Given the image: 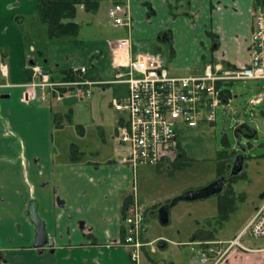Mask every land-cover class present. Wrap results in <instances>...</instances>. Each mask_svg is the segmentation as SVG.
I'll use <instances>...</instances> for the list:
<instances>
[{"label":"crops","instance_id":"0c3cea01","mask_svg":"<svg viewBox=\"0 0 264 264\" xmlns=\"http://www.w3.org/2000/svg\"><path fill=\"white\" fill-rule=\"evenodd\" d=\"M39 1L0 0V61L9 65L8 77L0 73V86L19 85L0 87V264H135L130 249L118 245L124 203L133 194L135 169L121 164V158L93 164L74 161L65 154L59 157L54 127L63 125L57 124L60 114L53 112L55 103L21 101L24 88L20 85L30 80L33 64L57 80L72 65L86 66L89 80L108 82L115 78L108 43H91L89 38H80V34V45L48 41L46 30L36 24L42 23L35 15ZM119 1L128 4L132 14L131 30L116 26L125 33L119 39H129L132 53L136 54L150 52L160 43V35L165 34L168 45L173 43L168 55L171 58L175 53L172 67L163 57L170 74L178 77L181 75L172 72L203 74L209 64L226 69L249 65L252 12L256 4L264 3L102 0L97 12H87L80 6L76 22L79 24L80 13L86 14L87 19L91 16L88 23L94 17L109 15L110 8ZM193 51L199 52L196 61L188 59ZM91 66L97 73L94 76L90 75ZM103 69L111 70L113 78ZM82 101L90 103V99ZM116 150L122 157L123 150L118 146ZM263 196L246 224L261 206ZM32 201L38 203V214L54 241L51 249L35 248L36 227L28 214ZM221 231L222 228L218 232L197 233L211 235L210 248L214 251L202 264H264V239L250 245L243 243L246 248H229V240L221 239ZM189 240L188 246L203 242L198 238ZM165 246L164 243L162 248Z\"/></svg>","mask_w":264,"mask_h":264},{"label":"rangeland","instance_id":"374dc122","mask_svg":"<svg viewBox=\"0 0 264 264\" xmlns=\"http://www.w3.org/2000/svg\"><path fill=\"white\" fill-rule=\"evenodd\" d=\"M104 3L108 6L109 2ZM89 19L86 14L80 13L77 21L81 27L80 38H89L91 43H108L119 40L125 34L111 22L108 14L94 17L90 23ZM36 24L46 30L44 24ZM155 46L149 51L167 58L172 67L175 53L171 54V58L168 55L173 43L170 46L167 41H160ZM198 55L199 52L193 51L188 59L196 61ZM39 61L42 62L41 59ZM110 61L112 63L111 57ZM91 70V76L97 74L94 69ZM103 72L113 78L111 70L109 72L103 69ZM172 74L182 77L200 73L192 71L187 74ZM222 90L230 92L232 102L229 107L219 109L213 127L204 125L180 133L179 141L185 154L182 163H189L187 166L175 168V159L171 163L163 160L159 165H140L135 168L132 188L144 212V227L147 229L142 233L145 246L141 249L139 264H202L198 247L187 245L189 239H193L200 230L213 233L221 228L223 241L235 239L261 202L260 197L264 194V98L256 107L250 105V101L264 93V81L231 82L224 85ZM90 91V103L73 97L53 105V112L60 114L57 118L60 122L57 124L63 125L54 127L56 153L61 158L65 154L70 159L76 158L93 164L119 159L121 153L116 150V128L123 115L112 108L111 102L115 98L125 97L128 85H95L90 87ZM239 123L249 124L257 134L252 140L243 142L247 148L245 174L229 185L236 210L231 213L225 226L221 227L218 222L217 198L191 204H173V201L183 192L202 188L219 176L216 171V153L240 150L234 135V129ZM79 124L84 127H79L82 126ZM179 153L180 151L177 157ZM165 207L170 208L168 224H162L159 219L160 211ZM242 241L245 245H250L255 240L246 236ZM161 243L166 246L160 248Z\"/></svg>","mask_w":264,"mask_h":264},{"label":"built area","instance_id":"2783aa9c","mask_svg":"<svg viewBox=\"0 0 264 264\" xmlns=\"http://www.w3.org/2000/svg\"><path fill=\"white\" fill-rule=\"evenodd\" d=\"M111 22L118 27L132 28V14L128 4L116 3L109 10ZM110 57L115 78L108 82L85 78L86 66L72 65L69 71L75 80H57L39 65L30 67V80L20 85L24 88L23 103L39 101L59 103L66 98L90 99V89L95 85L126 84L125 97L115 98L112 108L123 115L117 126V146L124 150L120 159L123 165L136 168L140 165H159L163 160L173 162L179 151V136L185 130H195L216 123L220 108L229 107L230 92L222 87L237 81H264V3L256 4L252 12L251 61L238 69L220 65H206L203 74L173 76L164 57L159 53H132L129 39L109 41ZM0 73L9 75V65L0 61ZM6 84L0 87H18ZM264 93L250 101L256 107L263 101ZM133 202L123 218L121 240L118 245L130 249L131 260L139 264L144 227V212L135 193ZM264 239V197L261 206L231 241L229 248L243 245L242 239ZM155 249L153 248V251ZM201 262L207 257L201 255Z\"/></svg>","mask_w":264,"mask_h":264},{"label":"trees","instance_id":"16d2710c","mask_svg":"<svg viewBox=\"0 0 264 264\" xmlns=\"http://www.w3.org/2000/svg\"><path fill=\"white\" fill-rule=\"evenodd\" d=\"M101 1L102 0H40L35 15L43 24H45L48 41H70L76 45H80L82 42L78 40V37L81 27L76 22L79 8L80 6H83L87 12H97ZM117 3L122 2L119 1ZM159 40L167 41L165 34L160 35ZM94 57L99 58V55H94ZM92 69L94 68L92 67ZM26 71H28V68ZM85 78H88V73L85 75ZM75 79L76 77L70 71H66L65 76L61 78V80ZM79 127L82 128V126ZM183 150L184 149H182L180 142V153L176 159V162L173 164L175 168H183L189 164L187 162L182 163L185 157ZM237 154L238 151L236 150L232 151L231 153L220 151L216 153L215 162L218 164L216 171L219 172V175L227 172L229 165L233 162V159ZM72 160L75 161L77 159L73 158ZM132 202V197H128L125 200L122 212L123 218L126 216V212L131 206ZM235 210V199L233 197V192L229 188L227 193L218 199V222L221 223V227L225 226L230 218L231 213H233ZM210 237V234H195L193 236V238H198L203 241H209Z\"/></svg>","mask_w":264,"mask_h":264},{"label":"water","instance_id":"95a60500","mask_svg":"<svg viewBox=\"0 0 264 264\" xmlns=\"http://www.w3.org/2000/svg\"><path fill=\"white\" fill-rule=\"evenodd\" d=\"M256 134V130L247 123H241L237 127H235L234 135L237 139V145L240 151L234 157L233 162L229 168V172L202 188H193L183 192L173 201V204H176L178 202H186L191 204L198 201H205L210 198H216L225 194L227 183L232 180L238 179L245 174L247 148L243 143V139L252 140L256 136ZM169 209V207H165L160 211L159 219L162 224H168ZM28 214L31 222L36 227L35 248H53L54 241L50 239L46 230V224L38 214V203L36 201H32L30 203ZM163 246L164 243L160 245V248H162Z\"/></svg>","mask_w":264,"mask_h":264},{"label":"flooded vegetation","instance_id":"af4514ba","mask_svg":"<svg viewBox=\"0 0 264 264\" xmlns=\"http://www.w3.org/2000/svg\"><path fill=\"white\" fill-rule=\"evenodd\" d=\"M239 125V124H238ZM237 125V126H238ZM244 140H247V139H243V142H244ZM247 141H249V140H247ZM230 168V167H229ZM229 172V170L227 171V172H225V173H223V174H221V175H219V176H217L216 178H215V180L216 179H218V178H220V177H222L223 175H225V174H227ZM215 180H213V181H215ZM236 180V179H235ZM235 180H232V181H230V182H228L227 183V188H226V192H225V194L227 193V191L229 190V185H230V183H232L233 181H235ZM212 181V182H213ZM211 183V182H210ZM209 183V184H210ZM225 194H223L222 196H224ZM222 196H219V197H216L217 199H219L220 197H222ZM193 238V237H192ZM232 240H234V239H232ZM232 240H229V241H227V247L229 246V244H231V241ZM162 244V243H161ZM160 244V245H161ZM189 245H193V243H191V244H189ZM197 246H198V252H199V254H200V256L202 255V254H205L206 255V257H207V261L209 260V255L211 254V253H213L214 251L210 248V246H211V243L208 241H203V242H198L197 244H196ZM219 254H221V253H219ZM226 254V253H225Z\"/></svg>","mask_w":264,"mask_h":264}]
</instances>
